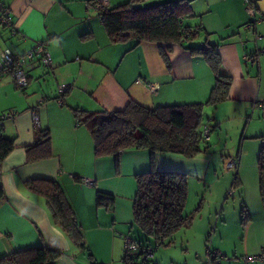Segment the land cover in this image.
<instances>
[{
  "label": "crops",
  "instance_id": "0c3cea01",
  "mask_svg": "<svg viewBox=\"0 0 264 264\" xmlns=\"http://www.w3.org/2000/svg\"><path fill=\"white\" fill-rule=\"evenodd\" d=\"M88 1L0 0L17 31L13 35L0 24V52L10 49L22 54L40 42L52 58L51 67L38 58L25 62L29 80L25 89L8 75L0 77V116L10 114L2 119L1 128L14 140L13 150L0 166L5 192L0 203V257L45 243L62 252L55 264H90L87 253L55 223L45 197L24 186L26 180L48 178L61 185L95 260L126 264V238H146L133 223L132 203L135 175L150 169V152L134 148L118 159L96 156L91 133L76 122L74 110H121L130 99L148 108L204 102L215 77L202 50L214 46L220 57L219 71L231 82L224 100L204 108L203 123L218 126L217 139L229 137L232 131L234 136L235 131L239 142L231 143L227 153L207 148L191 158L157 153L155 167L186 173L198 185L197 179L201 180V206L211 203L212 191H216L212 197L215 208L230 205L236 211L239 205L238 219L232 215L228 219L221 212L212 221L213 227L212 216L206 214L208 223L198 237L201 250L190 244L189 233L178 231L174 239L179 237L182 244L188 239L195 251L192 257L177 249L184 264H205L210 249L222 250L218 264H264L263 259L247 258L264 248V204L257 164L264 144V0L256 1L255 17L246 11L243 0H187L189 9L182 25L193 36L171 44L137 42L132 33L125 41H111L99 11L88 6ZM125 1L108 0L106 7ZM169 1L176 0H143L142 4ZM161 49L167 52L169 65ZM148 82L158 84L157 90L152 91ZM61 83L69 84L62 94L58 90ZM39 129L50 132L51 154L30 161L26 146L40 138ZM231 157L237 158L238 166L230 180L226 161ZM84 178L93 183L85 184ZM228 192L238 196V201L228 204ZM98 194H102L100 204ZM109 201L112 206L105 204ZM241 206L247 210L245 222L241 221ZM162 245L147 264H182L171 258L170 243Z\"/></svg>",
  "mask_w": 264,
  "mask_h": 264
},
{
  "label": "trees",
  "instance_id": "16d2710c",
  "mask_svg": "<svg viewBox=\"0 0 264 264\" xmlns=\"http://www.w3.org/2000/svg\"><path fill=\"white\" fill-rule=\"evenodd\" d=\"M90 1L92 0L88 2ZM142 1L128 0L112 7L107 8L105 5L97 9L111 41H125L130 33L137 42L144 40L167 44L182 42L193 36V32L182 25V18L189 9L187 0L150 5H143ZM3 27L8 28L13 35L17 34L13 22L11 27ZM35 46L46 48L45 44L40 42ZM170 49L171 47L167 46L166 50ZM166 53L162 50L163 59L169 65ZM202 53L215 77L214 85L204 102L148 108L130 99L121 110L101 109L94 112L74 110L76 122L84 124L91 133L96 156L113 155L118 159L122 152L129 149L149 150L150 169L135 175L136 192L132 211L133 223L146 236L143 240L136 241L141 246H150L153 252L158 245L171 243L175 233L187 226L191 219V216L184 212L188 193L187 174L158 170L155 167V156L157 153L170 152L191 158L205 151L208 139L203 136V126L206 125L210 133V125L203 123V110L206 106H215L224 100L231 82L229 76L222 75L219 71L220 57L215 47L208 46ZM35 58L42 63L41 54L34 55L31 60ZM36 134L40 138L34 144L26 146L30 161L51 154L49 130L39 129ZM13 148L14 140L6 137L0 127V166ZM257 164L260 193L264 204V144L259 150ZM24 186L29 191L45 197L55 223L87 253L90 264H101L95 260L85 244L81 226L67 202L61 185L53 179L32 178L26 180ZM109 196L112 199V196ZM101 197L102 194L97 195L98 204L103 202ZM4 199L5 192L0 184V203ZM105 204L112 206V201ZM241 215V221L245 222L247 219L245 206H241ZM213 251L214 249H210L208 252ZM138 253L128 256L123 248V262L147 264L154 257L153 253L151 258L145 260L139 257ZM61 254V251L43 243L6 254L0 257V264H55Z\"/></svg>",
  "mask_w": 264,
  "mask_h": 264
},
{
  "label": "built area",
  "instance_id": "2783aa9c",
  "mask_svg": "<svg viewBox=\"0 0 264 264\" xmlns=\"http://www.w3.org/2000/svg\"><path fill=\"white\" fill-rule=\"evenodd\" d=\"M257 0H243L246 11L255 17V8H256ZM108 0H92L87 2L88 6L92 5L96 10L103 8L107 4ZM255 21V20H254ZM0 24L2 26L11 27L12 25V16L10 14L9 9L4 6L0 2ZM258 37V34H257ZM41 54L42 63L45 66H52V58L50 53L46 48H40V46H34L33 50L27 51L25 53H14L10 49H4L0 52V77L8 75L10 76L17 87L21 89H25L28 84V76L25 70L24 62L25 60H31L34 55ZM148 87L152 91H156L158 88V84L148 82ZM58 90L60 94L67 92L69 90V84L61 83L58 86ZM9 113H4L0 116V127L2 123V119L8 117ZM203 136L206 139L209 138L208 127L206 125L203 126ZM238 166V160L236 157H231L226 161V168L228 169H236ZM83 182L85 184H92L93 180L90 178H84ZM124 249L127 251V255H136L139 251L141 253L139 257L142 259H149L153 256V249L150 246H141L136 240H133L131 237H127L124 243ZM220 252L214 250L212 253H209L208 258L205 260V264H218V258L220 257ZM249 260H253L255 258L264 260V248L259 252V254L254 256H248Z\"/></svg>",
  "mask_w": 264,
  "mask_h": 264
},
{
  "label": "rangeland",
  "instance_id": "374dc122",
  "mask_svg": "<svg viewBox=\"0 0 264 264\" xmlns=\"http://www.w3.org/2000/svg\"><path fill=\"white\" fill-rule=\"evenodd\" d=\"M214 107V106H212ZM207 108V107H206ZM211 108V107H210ZM205 114V113H204ZM205 117H207V114L205 115ZM210 124L212 125L210 128V133H209V138L207 140V148L210 152H215L218 150V153H221V151L225 153H227L226 149H228L231 146V143H237L239 142V137L235 136V131H234V136H233V131L231 132L232 134H230L229 137H220V138H216V133L218 132L219 128L218 126H214L213 122H210ZM239 130H236V135H240L241 132H237ZM228 153H232V152H228ZM231 171H229L228 175L230 180L233 178L234 174H235V170L236 169H230ZM218 174H220V171H218ZM197 181L200 183V185H198L197 183L193 182L192 179L190 177H188V193H187V200H186V204H185V208H184V212L189 214L191 216V219L189 221V223L187 224V226L182 227L179 232H183L182 230H184V233H189L190 235V244L192 246H194L197 249L201 250V243L199 242L198 237L201 236V228L205 225V223H208V218L205 217L206 214H209L212 216V218L209 220L211 222L210 226L213 227L215 224V222L212 223L213 220H215L217 217L220 216V213L224 212L226 216H228L227 218L229 219L230 216L232 215V218L238 219V214L237 211L239 209V205H236L237 210L236 211H232L233 209L230 207V205H227L225 209H223V205H220L218 208H215L213 200L214 198H212L216 191H212L211 192V203L207 204L205 202H202V206H201V201L203 200V193L204 191L202 190V185H201V180ZM228 190V189H227ZM208 196V193H207ZM227 200L226 202H228V204H232V201H238L237 199L238 196H234L232 193L228 192L227 193ZM209 198V196H208ZM220 220V218H219ZM222 220V219H221ZM228 224H232L231 220L228 221ZM177 236V234H179L178 232L175 233ZM182 234V233H180ZM179 238V237H178ZM175 238L173 239V241L170 243V246H168L169 248V252H171L173 254V256L171 257L172 259H174L175 261H177L178 263H185V259H182L181 255H177V249L179 250V252L181 253H189V256L194 257L195 256V251L192 249L193 247H191L190 245H188V239H184V243L182 244L181 242H179L181 239ZM155 246V245H153ZM161 246L158 245L157 248ZM163 246V245H162ZM191 247V248H189ZM156 248V250H157ZM189 248V251H188ZM155 250V252H156ZM222 253V250H219ZM154 252V254H155ZM188 257V256H187ZM197 257V256H196ZM186 258V255L183 257ZM201 260V259H200ZM206 260V259H205ZM189 262V261H188ZM189 264H193V262H189Z\"/></svg>",
  "mask_w": 264,
  "mask_h": 264
}]
</instances>
